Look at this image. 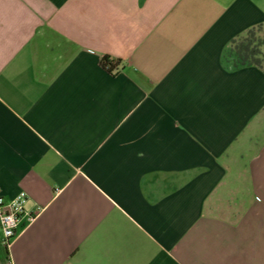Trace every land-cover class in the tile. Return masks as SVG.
I'll use <instances>...</instances> for the list:
<instances>
[{
    "label": "crops",
    "instance_id": "1",
    "mask_svg": "<svg viewBox=\"0 0 264 264\" xmlns=\"http://www.w3.org/2000/svg\"><path fill=\"white\" fill-rule=\"evenodd\" d=\"M264 0H0V264H264ZM119 60L111 73L103 59Z\"/></svg>",
    "mask_w": 264,
    "mask_h": 264
},
{
    "label": "built area",
    "instance_id": "2",
    "mask_svg": "<svg viewBox=\"0 0 264 264\" xmlns=\"http://www.w3.org/2000/svg\"><path fill=\"white\" fill-rule=\"evenodd\" d=\"M27 202L28 196L23 191L8 200L0 192V239L6 248L38 215L27 211Z\"/></svg>",
    "mask_w": 264,
    "mask_h": 264
},
{
    "label": "trees",
    "instance_id": "3",
    "mask_svg": "<svg viewBox=\"0 0 264 264\" xmlns=\"http://www.w3.org/2000/svg\"><path fill=\"white\" fill-rule=\"evenodd\" d=\"M264 25H260L257 28L249 30L244 36L253 35L255 31L261 29ZM239 37L232 41L230 47L225 53V60L231 62L234 67L255 65L260 68H264L262 59V44H255L250 38ZM120 64L119 60H109V57L103 59V66L108 67L109 72H113Z\"/></svg>",
    "mask_w": 264,
    "mask_h": 264
},
{
    "label": "rangeland",
    "instance_id": "4",
    "mask_svg": "<svg viewBox=\"0 0 264 264\" xmlns=\"http://www.w3.org/2000/svg\"><path fill=\"white\" fill-rule=\"evenodd\" d=\"M246 38H250L251 40L254 41V43L256 44H262L261 46V51H262V59H264V27H262L261 29L255 31V33L253 35H248V36H244ZM263 64H264V60H263Z\"/></svg>",
    "mask_w": 264,
    "mask_h": 264
}]
</instances>
